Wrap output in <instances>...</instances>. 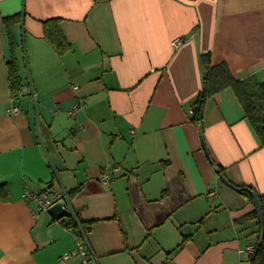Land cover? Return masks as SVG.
Returning a JSON list of instances; mask_svg holds the SVG:
<instances>
[{"label":"crops","instance_id":"1","mask_svg":"<svg viewBox=\"0 0 264 264\" xmlns=\"http://www.w3.org/2000/svg\"><path fill=\"white\" fill-rule=\"evenodd\" d=\"M205 53L264 79V0H0V264L79 261L66 215L24 195L47 187L78 189L98 264H251L255 204L221 174L264 194V145L231 86L193 121Z\"/></svg>","mask_w":264,"mask_h":264},{"label":"trees","instance_id":"2","mask_svg":"<svg viewBox=\"0 0 264 264\" xmlns=\"http://www.w3.org/2000/svg\"><path fill=\"white\" fill-rule=\"evenodd\" d=\"M23 12L7 17L5 21L9 27V34L14 46H18L16 41L15 33L13 31V24L22 22ZM57 19H50L45 21L46 23V38L54 46L59 54H63L69 47V43L66 41L65 37L62 35L61 30L57 26L49 25L51 22L57 23ZM14 48V47H13ZM202 61L207 65V69L204 76L203 89L199 93L194 103V113L192 114V119L196 123L202 126L203 115L206 100L215 94L216 92L222 90L225 87L231 86L239 100L244 106L246 115L254 126L257 134L259 135L263 145H264V79H259L255 75L248 76L243 79H239L234 76L229 66L225 63H219L216 65L211 64V57L209 53L202 54ZM9 66V77H10V88L12 94L15 98L22 92L23 82L19 72V65L15 59L8 63ZM217 171L222 172L221 166L217 165ZM222 175V174H221ZM235 185L234 183H232ZM237 186V185H235ZM240 187V186H238ZM241 192L244 193L251 202L254 203V197L249 191V188L242 186ZM78 190V189H77ZM76 190V191H77ZM76 191H69V199L73 197ZM260 198L261 205L264 210V194H258ZM249 218L258 219V212L254 209L251 213L247 214L241 221ZM63 223L67 227H72L78 229L81 233L86 235L89 231L88 223L80 218L78 213L74 210V213L64 216L61 218ZM259 223V236L255 244L256 248L253 253L250 254L251 264H264V239L260 242L261 236V226Z\"/></svg>","mask_w":264,"mask_h":264},{"label":"built area","instance_id":"3","mask_svg":"<svg viewBox=\"0 0 264 264\" xmlns=\"http://www.w3.org/2000/svg\"><path fill=\"white\" fill-rule=\"evenodd\" d=\"M183 41L184 38H176L173 41V44L177 47L181 45ZM18 95H21V92H19ZM12 111L15 113L19 112L20 106H14ZM190 111L191 113H194V108H192ZM108 169H109L108 167L105 168L106 173H104L102 177V179L105 182L109 181ZM210 194L214 195L215 192L212 191L210 192ZM24 195L36 201L41 211H48L50 207L55 203L61 202L65 205L68 202L65 206L71 209L72 213H74V210L69 201L68 193L66 191L54 190L51 187H47L40 192H26ZM68 228L76 234L77 243L75 248L72 250V252L65 254L64 257L68 258L70 255H79L80 259L76 264H98V260L90 248L87 236L84 233H81L76 228H72V227H68ZM255 248H256L255 245H250L247 247V250L250 253H253L255 251Z\"/></svg>","mask_w":264,"mask_h":264},{"label":"water","instance_id":"4","mask_svg":"<svg viewBox=\"0 0 264 264\" xmlns=\"http://www.w3.org/2000/svg\"><path fill=\"white\" fill-rule=\"evenodd\" d=\"M223 180L225 181L226 184L233 186L234 188H236L237 190H241L240 187L235 186L233 184H231V182H229L223 175H221ZM249 191L251 192V194L254 197V204H255V208L258 212V220L260 221L261 224V236H260V242L263 241L264 239V210L263 207L261 205L260 202V198L259 195L252 189H249ZM49 211L57 218H60L64 215H70L72 214V210L69 209L68 207H66L63 203L58 202L55 203L54 205H52L49 209Z\"/></svg>","mask_w":264,"mask_h":264}]
</instances>
